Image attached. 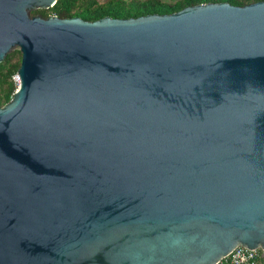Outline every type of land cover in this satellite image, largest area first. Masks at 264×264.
Listing matches in <instances>:
<instances>
[{
	"label": "water",
	"instance_id": "95a60500",
	"mask_svg": "<svg viewBox=\"0 0 264 264\" xmlns=\"http://www.w3.org/2000/svg\"><path fill=\"white\" fill-rule=\"evenodd\" d=\"M0 0V264L264 255V0L84 20Z\"/></svg>",
	"mask_w": 264,
	"mask_h": 264
},
{
	"label": "trees",
	"instance_id": "16d2710c",
	"mask_svg": "<svg viewBox=\"0 0 264 264\" xmlns=\"http://www.w3.org/2000/svg\"><path fill=\"white\" fill-rule=\"evenodd\" d=\"M259 0H56L49 8H36L31 15L46 17L54 14L60 18L78 16L84 20H95L103 16L128 18L150 13H170L185 6L207 2H227L241 6ZM20 62V52L11 49L0 61V106L7 102L16 88L12 76ZM256 260H259L257 254ZM217 264H227L221 259Z\"/></svg>",
	"mask_w": 264,
	"mask_h": 264
},
{
	"label": "built area",
	"instance_id": "2783aa9c",
	"mask_svg": "<svg viewBox=\"0 0 264 264\" xmlns=\"http://www.w3.org/2000/svg\"><path fill=\"white\" fill-rule=\"evenodd\" d=\"M12 80L16 86L18 83L16 74L12 76ZM257 254V249L251 250L238 245L234 247L225 258H223V261L227 264H257Z\"/></svg>",
	"mask_w": 264,
	"mask_h": 264
},
{
	"label": "rangeland",
	"instance_id": "374dc122",
	"mask_svg": "<svg viewBox=\"0 0 264 264\" xmlns=\"http://www.w3.org/2000/svg\"><path fill=\"white\" fill-rule=\"evenodd\" d=\"M14 49V48H13ZM258 251H260L259 249H257ZM261 262H262V264H264V258H260L259 257V260H258V264H261Z\"/></svg>",
	"mask_w": 264,
	"mask_h": 264
},
{
	"label": "crops",
	"instance_id": "0c3cea01",
	"mask_svg": "<svg viewBox=\"0 0 264 264\" xmlns=\"http://www.w3.org/2000/svg\"><path fill=\"white\" fill-rule=\"evenodd\" d=\"M257 253H258L260 258H264V255L261 256V252L260 251L257 250ZM257 264H258V260H257ZM261 264H262V262H261Z\"/></svg>",
	"mask_w": 264,
	"mask_h": 264
}]
</instances>
